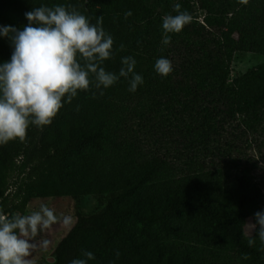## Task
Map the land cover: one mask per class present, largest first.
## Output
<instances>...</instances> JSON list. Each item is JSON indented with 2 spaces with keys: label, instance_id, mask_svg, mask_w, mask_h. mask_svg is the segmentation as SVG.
Instances as JSON below:
<instances>
[{
  "label": "trees",
  "instance_id": "trees-1",
  "mask_svg": "<svg viewBox=\"0 0 264 264\" xmlns=\"http://www.w3.org/2000/svg\"><path fill=\"white\" fill-rule=\"evenodd\" d=\"M177 3L193 20L164 45L162 18L176 15ZM55 5L74 6L93 23L102 16L115 51L102 66L118 75L121 58L132 56L144 82L130 92V78L120 77L97 90L90 77V90L78 91L50 125H30L24 142L0 145V201L14 177L5 214H23L33 198L103 199L95 212L77 215L43 264H71L85 251L95 257L88 264H264V242L254 229L245 234L246 221L264 212V196L245 167L210 168L179 152V170L166 153L143 157L135 144L116 141L109 125L114 103L136 98L150 102L152 118L160 110L184 117L173 127L184 150L207 145L233 122L255 130L264 113V0H0V26L22 29L26 12ZM12 51L0 36V64ZM235 52L263 61L227 84ZM160 57L173 64L167 77L154 70Z\"/></svg>",
  "mask_w": 264,
  "mask_h": 264
},
{
  "label": "clouds",
  "instance_id": "clouds-1",
  "mask_svg": "<svg viewBox=\"0 0 264 264\" xmlns=\"http://www.w3.org/2000/svg\"><path fill=\"white\" fill-rule=\"evenodd\" d=\"M176 15L162 18V44L171 43L170 33H180L193 17L181 5L175 4ZM132 16L131 11L124 14ZM28 24L22 29L0 26V36L6 37L13 49L10 61L0 64V145L26 140L30 125L38 128L52 123L65 103L71 104L78 91L108 89L120 77L129 79V91L135 92L143 84V77L135 72L132 56L121 58L119 74L106 71L103 63L115 55L114 39L103 28V17L95 23L74 6H39L25 13ZM120 51L124 45H120ZM154 70L162 77L173 71L172 62L160 57ZM101 96L103 91L99 93ZM256 223H248L264 242V212L255 213ZM62 223L73 224L71 215L57 216L46 204L30 214H5L0 210V264H34L31 257L38 248L47 249L50 241L36 240L39 233ZM258 229V231H257ZM249 246L254 240L248 241ZM117 257L120 253L117 251ZM92 252L71 264H88L94 260ZM243 259H248L247 255Z\"/></svg>",
  "mask_w": 264,
  "mask_h": 264
},
{
  "label": "rangeland",
  "instance_id": "rangeland-1",
  "mask_svg": "<svg viewBox=\"0 0 264 264\" xmlns=\"http://www.w3.org/2000/svg\"><path fill=\"white\" fill-rule=\"evenodd\" d=\"M193 15L197 21L202 18V13L196 7L193 8ZM262 61L263 57L254 52L233 53L228 66L226 83L229 84L233 79L255 68ZM146 103L150 104L145 99L136 98L128 99L122 103H114L115 107L109 125H115L118 129L116 141L135 144L139 154L143 157H149L154 153H166L179 170L185 167L183 165L185 156L179 152H184L197 161H204L210 168L221 166L224 163L229 169L232 165L245 167L264 196V113L261 121L255 126V130H244L238 122H233L220 133V137L214 136L207 145H198L195 148L184 150L180 145L175 144L178 135L173 128L184 117L166 116L164 111L160 110L152 118L153 115L148 113ZM106 149L108 153L112 150L108 147ZM13 189L14 177L8 182V188L0 201V210L4 211L9 207ZM102 201V197L95 196H82L79 200L68 197L33 198L25 206L23 214H30L32 211L38 210L39 205L43 203L53 208L57 216L71 215L74 224L77 215L85 216L95 212L100 208ZM248 223L251 222L246 221V235H249L252 230ZM73 224L64 226L62 223H58L38 234L37 241L47 239L50 241V245L47 249H37L31 257L34 264H43L47 262L48 258H51L54 247Z\"/></svg>",
  "mask_w": 264,
  "mask_h": 264
},
{
  "label": "water",
  "instance_id": "water-1",
  "mask_svg": "<svg viewBox=\"0 0 264 264\" xmlns=\"http://www.w3.org/2000/svg\"><path fill=\"white\" fill-rule=\"evenodd\" d=\"M47 262H48V263H51V262H52V259H51V258H48V259H47Z\"/></svg>",
  "mask_w": 264,
  "mask_h": 264
}]
</instances>
